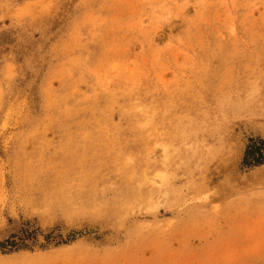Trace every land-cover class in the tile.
<instances>
[{"label":"rangeland","instance_id":"374dc122","mask_svg":"<svg viewBox=\"0 0 264 264\" xmlns=\"http://www.w3.org/2000/svg\"><path fill=\"white\" fill-rule=\"evenodd\" d=\"M252 138L264 0H0V264H264Z\"/></svg>","mask_w":264,"mask_h":264},{"label":"trees","instance_id":"16d2710c","mask_svg":"<svg viewBox=\"0 0 264 264\" xmlns=\"http://www.w3.org/2000/svg\"><path fill=\"white\" fill-rule=\"evenodd\" d=\"M264 164V139L252 138L246 147L245 154L241 163L242 169H251ZM27 232V231H26ZM28 233V232H27ZM29 234V233H28ZM30 239V235L22 239L21 243H12L11 249L8 252H13V250H21L28 248L26 243L27 239Z\"/></svg>","mask_w":264,"mask_h":264}]
</instances>
